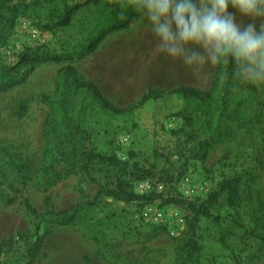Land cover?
Instances as JSON below:
<instances>
[{
    "label": "rangeland",
    "instance_id": "rangeland-1",
    "mask_svg": "<svg viewBox=\"0 0 264 264\" xmlns=\"http://www.w3.org/2000/svg\"><path fill=\"white\" fill-rule=\"evenodd\" d=\"M79 25L75 22L71 31L60 32L56 37L45 34L44 40L57 53L58 43L63 41L69 43V49H79L85 34L80 32ZM20 30L26 34L29 28ZM26 42L14 38L9 47L19 51L21 46L30 44ZM5 51H0V56L5 57ZM105 53L108 55L107 49ZM101 58L106 65L97 73L89 61L90 54L75 62L38 64L23 84L0 93V149L13 145L33 165L39 164L43 125L50 115L41 97L54 92L57 71L66 65L77 66L83 80L98 78L104 96L113 104L122 108L136 104L142 97L141 90L132 87L133 82L122 66L107 56ZM215 69H209L206 81L187 74L189 79L179 84L208 90ZM238 82L242 86L250 84ZM254 86L255 98L263 106L262 124L234 129L231 137L213 148L203 163H190L186 168L178 154L183 137L178 132L182 119L177 115L181 101L175 96L150 100L127 116L102 112L90 116L92 126L85 147L98 154L113 155L120 162L103 180L109 188L123 181L133 184L135 191L140 181H148L161 184L163 192L184 198L178 184L183 175L190 174L195 182L206 183L209 190L205 195L184 199L206 206L221 219L228 218L222 222V229L206 217L194 216L186 204H171L184 219L183 231L171 236L164 227L151 226L140 219V211L147 202L101 198L97 206L85 209L72 226L52 231L42 246L40 264H264V251H257L256 242V235L264 237V84ZM56 171L64 174L67 168L59 162ZM224 179L237 181L235 208L229 206L227 193L216 195ZM96 191L94 183L79 171L65 174L46 191L30 183L22 184L0 154V241L16 232L32 233L35 221L25 209V200L44 213L75 205L82 199V192L85 199H92ZM237 216L242 227L234 230L224 246L218 241L219 234L228 226L233 227L228 221ZM23 253V245L17 244L3 260L23 261Z\"/></svg>",
    "mask_w": 264,
    "mask_h": 264
},
{
    "label": "trees",
    "instance_id": "trees-1",
    "mask_svg": "<svg viewBox=\"0 0 264 264\" xmlns=\"http://www.w3.org/2000/svg\"><path fill=\"white\" fill-rule=\"evenodd\" d=\"M124 3L125 0H0V51L9 47L14 38L25 41V44L26 41L30 43L21 46L19 51H13V62H7L5 57L0 56V93L23 84L38 64L75 62L92 54L106 36L127 28L139 16L129 10L128 18L122 19L118 13ZM75 22L80 23V32L85 33L79 49H69V43L63 41L58 43L60 53H57L47 44L48 40L35 44L30 38L32 29L56 37L60 32L71 31ZM20 28L24 31L29 28L27 35L20 32ZM255 95L256 87L253 84L240 85L231 74V65H224L216 66L208 90L191 86L170 90L150 87L136 104L121 108L109 101L95 83L81 79L75 67L66 65L59 68L54 92L41 97L50 115L43 125L39 164L33 165L13 145L3 146L0 154L4 164L22 184L30 183L46 191L65 174L79 171L94 183L97 191L92 199H85L82 192V199L75 205L64 210L50 209L44 213L25 200V209L35 221L34 229L31 234L16 232L0 241V264H40L42 246L52 231L72 226L85 209L97 206L101 198L124 203L160 200L165 205L186 204L194 216L206 217L218 229H222V222L228 218L221 219L206 206L195 205L194 201L163 191L138 195L133 184L123 181L109 188L103 180L106 173L118 167L120 162L113 155L98 154L85 147L88 129L92 126L90 116L94 112L127 116L150 100L175 96L181 101L177 115L182 119L178 132L183 137L178 144V154L186 168L190 163H203L213 148L231 137L234 129L262 124L263 106ZM59 162L66 166V173L56 171ZM182 175L183 171L178 176ZM237 186L236 179H224L219 183L216 195L227 193L229 206L235 208L238 204ZM239 222L238 216L228 221L233 227L228 226L224 233L220 232L218 241L222 245L226 246L234 230L242 227ZM256 242L257 251L263 252L264 237L256 235ZM17 244L24 247L23 261L3 260Z\"/></svg>",
    "mask_w": 264,
    "mask_h": 264
},
{
    "label": "clouds",
    "instance_id": "clouds-1",
    "mask_svg": "<svg viewBox=\"0 0 264 264\" xmlns=\"http://www.w3.org/2000/svg\"><path fill=\"white\" fill-rule=\"evenodd\" d=\"M129 10L146 21L157 51L198 81L231 65L238 80L264 84V0H125L118 15Z\"/></svg>",
    "mask_w": 264,
    "mask_h": 264
},
{
    "label": "crops",
    "instance_id": "crops-1",
    "mask_svg": "<svg viewBox=\"0 0 264 264\" xmlns=\"http://www.w3.org/2000/svg\"><path fill=\"white\" fill-rule=\"evenodd\" d=\"M145 23L146 21L138 16L127 28L106 36L97 49L90 54L92 60L89 61L94 72L97 73L100 68H104L106 61L101 56H107L111 61L114 60L115 64L124 68L128 79L133 82L132 87L141 90L139 96L154 85L164 89L188 86L180 85L179 82L187 81L189 79L187 74L191 73L186 71L180 62L167 59L157 51L156 41L151 32L144 27ZM106 49L108 55L105 53ZM75 68L79 71L77 66ZM88 79L103 93L98 78L92 76Z\"/></svg>",
    "mask_w": 264,
    "mask_h": 264
},
{
    "label": "built area",
    "instance_id": "built-area-1",
    "mask_svg": "<svg viewBox=\"0 0 264 264\" xmlns=\"http://www.w3.org/2000/svg\"><path fill=\"white\" fill-rule=\"evenodd\" d=\"M30 38L35 44H40L45 41V34L40 33L36 29H32L30 31ZM5 59L7 62L15 61V56L10 47L6 48ZM178 186L182 188L185 194H183L184 198L185 196L189 197H186L187 199H191L194 196L198 197L205 195L209 190L206 183L195 182L190 174L183 175ZM162 190L163 187L159 183L152 185L148 181H140L137 184L135 192L138 195H145L152 191L161 192ZM158 202L159 203H156V201H154L144 205L140 211V219L151 226L164 227L171 236H178L184 229V219L181 213L171 204L162 206L161 201L158 200Z\"/></svg>",
    "mask_w": 264,
    "mask_h": 264
}]
</instances>
